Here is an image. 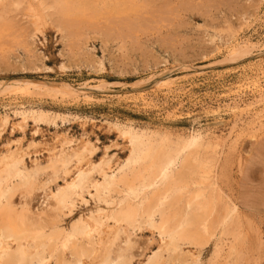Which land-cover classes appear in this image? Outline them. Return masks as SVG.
Returning a JSON list of instances; mask_svg holds the SVG:
<instances>
[{
	"label": "rangeland",
	"instance_id": "1",
	"mask_svg": "<svg viewBox=\"0 0 264 264\" xmlns=\"http://www.w3.org/2000/svg\"><path fill=\"white\" fill-rule=\"evenodd\" d=\"M42 1L57 7L55 0ZM70 1L68 15L48 10L39 39L24 0L0 3V86L52 83L85 88L90 96L73 98L61 89L42 95L0 94V116L9 114L13 120L14 112L38 110L57 117L58 128L43 125L36 136L31 123L25 134L8 130L0 151L21 138L24 147L33 141L49 143L58 131L94 144V162L105 152L114 165L127 158L128 150L114 133L91 126L84 131L73 122L76 117L128 124L173 141L199 131L222 146L215 170L222 198L217 213H225L230 202L238 211L231 234L218 242L219 252L210 243L198 254V264H264V125L253 119L264 109V104L256 105L261 96L254 86L264 87V0ZM244 43L252 45L249 54H229L231 47ZM152 76L164 77L171 89L147 90L145 81ZM253 104L254 111L236 116L227 107ZM234 128L244 131L235 149L229 140ZM33 160L45 167L48 157L43 153ZM27 164L32 165L29 159ZM51 176L43 170L33 194L17 196L16 203H27L35 214L50 210L47 194L63 185ZM94 195V190L86 193L73 213L60 219V227L104 209ZM158 238L148 230L132 232L133 264L147 263L158 251ZM230 246L236 247L234 261L228 259Z\"/></svg>",
	"mask_w": 264,
	"mask_h": 264
},
{
	"label": "bare ground",
	"instance_id": "2",
	"mask_svg": "<svg viewBox=\"0 0 264 264\" xmlns=\"http://www.w3.org/2000/svg\"><path fill=\"white\" fill-rule=\"evenodd\" d=\"M3 1L6 0L0 3ZM24 1L33 19L36 39L38 34L44 35L40 22L48 17L49 9L67 15L72 12L67 5L72 3L70 0H55L56 8L47 7L42 0ZM251 50L252 45L244 43L231 47L229 54L236 57ZM160 77H149L145 88L170 90L172 84L162 81L165 75ZM254 86L261 96L256 105L264 104V87L259 83ZM57 89L65 90L69 97L90 98L85 88L37 82L1 85L0 94L9 91L42 95ZM227 107L236 116L254 111L255 105ZM263 112L264 109L253 115L261 126ZM13 116V120L9 114L0 116V139L8 130L11 135L25 134L30 123L33 136L41 132L43 125L58 129L57 117L50 119L42 111L22 110ZM73 122L84 131L91 126L92 130L114 133L128 150L127 158L114 165L105 152L94 162V144L58 131L49 143L33 141L24 147V138L9 141L0 151V264H133L136 257L132 252V232L145 230L159 237L158 251L146 264H198V254L210 243L214 244L215 253L219 252L218 242L231 234L229 228L234 226L238 207L230 202L225 213H217L222 198L215 176L221 146L216 140L196 131L173 141L165 134L150 136L128 124L97 123L88 117H76ZM243 135L244 131L232 130L231 148L237 147ZM43 153L48 157L45 167L33 160ZM46 169L63 185L47 194L50 210L35 214L27 203H16L15 199L29 198L38 176ZM92 190L105 208H97L68 228H61L60 219L72 214L77 203ZM229 248L228 259L234 261L236 247Z\"/></svg>",
	"mask_w": 264,
	"mask_h": 264
}]
</instances>
